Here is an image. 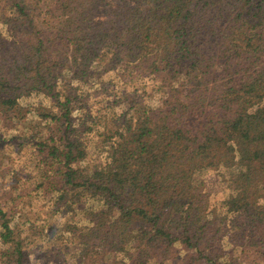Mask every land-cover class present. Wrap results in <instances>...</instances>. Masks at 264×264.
I'll return each instance as SVG.
<instances>
[{"label":"trees","instance_id":"trees-1","mask_svg":"<svg viewBox=\"0 0 264 264\" xmlns=\"http://www.w3.org/2000/svg\"><path fill=\"white\" fill-rule=\"evenodd\" d=\"M22 196L72 264H264V0H0V264Z\"/></svg>","mask_w":264,"mask_h":264},{"label":"rangeland","instance_id":"rangeland-1","mask_svg":"<svg viewBox=\"0 0 264 264\" xmlns=\"http://www.w3.org/2000/svg\"><path fill=\"white\" fill-rule=\"evenodd\" d=\"M103 9H96L93 13L94 20H104L103 16ZM26 127H23V132L25 131ZM26 150H21L20 154L25 152ZM19 152V151H18ZM18 155L14 156V159H17ZM5 163L7 164V160H5ZM15 165H19L18 162L15 163ZM216 180V177L213 175L212 178H209L210 187L208 190L212 193H217L218 189H216V186L214 185ZM208 183V184H209ZM2 186H6L5 189H7V183L2 182ZM18 195V193H17ZM16 198V197H15ZM3 203L7 202V197L2 199ZM14 203V202H13ZM4 206V205H2ZM4 208L7 210V206L5 205ZM44 203L42 201H38L35 199H31L28 196H22L16 204H14V207H11L10 211L15 213V217H17V228H16V234L18 236H24L25 233H35L40 232L42 234L41 238H37L38 241L35 242V246H33L32 254H31V262L32 264H63L64 260L66 258L65 252L71 250L72 252H75V247H64L63 242L64 238L61 237L59 230H62L63 228L67 227V219L68 217L65 216H57L53 218H48L49 223H45V229L52 226L53 230H56L57 236L52 240L48 241L46 235L47 233L42 232L43 228L41 230H37L34 228L35 221L37 218L48 217V211L44 212ZM227 247V246H226ZM65 248V251H64ZM70 248V249H69ZM239 254V252H238ZM252 261V259H249ZM66 264H72L71 260H68Z\"/></svg>","mask_w":264,"mask_h":264}]
</instances>
